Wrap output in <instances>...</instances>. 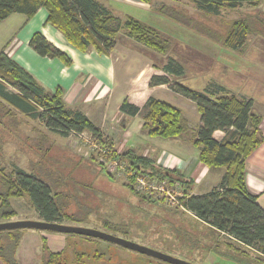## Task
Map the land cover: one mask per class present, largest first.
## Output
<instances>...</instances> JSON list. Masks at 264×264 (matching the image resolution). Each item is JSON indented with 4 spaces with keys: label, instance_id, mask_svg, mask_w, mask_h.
Returning a JSON list of instances; mask_svg holds the SVG:
<instances>
[{
    "label": "trees",
    "instance_id": "obj_1",
    "mask_svg": "<svg viewBox=\"0 0 264 264\" xmlns=\"http://www.w3.org/2000/svg\"><path fill=\"white\" fill-rule=\"evenodd\" d=\"M191 1L199 12L210 15H218L223 7L235 10L244 5L262 6L264 12V0ZM41 8L48 12L47 23L55 27L69 45L82 53L93 49L101 55L110 54L121 31L156 53H169L170 39L167 34L134 17L128 16L122 20L98 0H0V21L14 14L24 15L29 21ZM161 13L166 14V9H162ZM251 31L248 20L234 21L225 43L234 49L241 48ZM29 46L42 57L59 59L67 66L72 64L63 51L39 32L32 36ZM164 71L179 76L183 73V67L170 59ZM162 84H170L174 92L196 103L201 114V126L193 145L199 151V159L209 168H224L226 171L219 186L211 192L182 198L185 210L210 229L223 234L228 250L256 264H264V209L257 197L249 193L245 171L248 158L263 143L260 136L262 118L253 113V100L229 94L216 96L208 91L200 92L179 83L171 84L166 77L154 76L150 82L151 86ZM0 103L32 120L42 121L47 129L63 138L89 133L97 146V158L90 160L102 166L108 178L114 176L107 170L111 161L125 163L127 171L134 173V176L127 175L128 183L124 184L132 196L153 202L133 187L138 177L179 182L185 189L190 188L192 182L176 170L162 168L155 160L132 151L119 154L113 142L105 139L101 129L87 116L66 106L61 87L52 92L47 91L5 50H0ZM120 109L133 117L142 115L143 131L150 137L170 139L187 131L181 111L167 102L150 98L145 107L140 109L125 101ZM216 131L225 132L227 138L218 142L214 138ZM24 197H29L43 221L61 223L64 219L72 220L71 216L64 214L59 195L53 194L47 183L20 168L10 174L0 168V223L9 222L18 216L11 200ZM111 225L106 224L103 229L110 233L112 229L118 230L119 226ZM25 231L0 232V261L3 264H20L16 255ZM41 252L43 264H71L66 251L52 252L45 238L42 239ZM81 257L83 255L77 257L78 264H83L79 261ZM93 258L98 260L99 257Z\"/></svg>",
    "mask_w": 264,
    "mask_h": 264
},
{
    "label": "rangeland",
    "instance_id": "obj_2",
    "mask_svg": "<svg viewBox=\"0 0 264 264\" xmlns=\"http://www.w3.org/2000/svg\"><path fill=\"white\" fill-rule=\"evenodd\" d=\"M170 1L179 5L174 12L171 7L166 9L172 20L162 19L168 18V14L156 13L158 16H149L145 21L169 36L167 56L189 73L184 80L187 85H183L193 90H202L204 85L223 86L238 97L264 103V61L250 59V55L264 56L262 6L244 5L235 10L223 7L218 15H207L201 14L190 0ZM114 5L123 7L121 3ZM24 18L15 14L6 22L0 21V25L3 29H9V25L18 28ZM237 20H248L252 26L242 51L259 46L256 48L261 53L237 54L225 43L231 24ZM124 35L121 31L119 40ZM20 38L23 39L21 35ZM186 47L203 52L216 62V67H209L197 53L185 51ZM201 73L205 74L196 75ZM92 140L89 133L63 138L47 129L42 121L32 120L0 103V168L7 174L20 168L47 183L53 194L59 195L64 214L72 217L61 224L102 231H106L103 229L106 224L119 226L118 230H111L114 235H126L128 240L192 264H256L228 250L223 234L199 224L182 210L165 202H148L132 196L124 186L128 183L125 175L108 178L104 168L90 160L97 158ZM11 204L18 218L42 221L29 197L12 199ZM80 237H69L66 245L71 264H78L80 255L83 264H160L145 255L111 247L107 242ZM94 256L103 259L96 260ZM32 263L41 264L40 260Z\"/></svg>",
    "mask_w": 264,
    "mask_h": 264
},
{
    "label": "crops",
    "instance_id": "obj_3",
    "mask_svg": "<svg viewBox=\"0 0 264 264\" xmlns=\"http://www.w3.org/2000/svg\"><path fill=\"white\" fill-rule=\"evenodd\" d=\"M98 1L122 20L130 16L148 25L145 18L149 16L153 18L152 15L158 16L156 13L165 14L161 13L162 9L171 7L174 12V8L179 7L178 4L170 0ZM120 3L123 6L121 9L115 7L114 4ZM166 14L169 15H167L168 18L162 19L172 20L171 14ZM201 14L205 13L201 12ZM14 15L1 22H6ZM174 16L176 15L174 14ZM47 18V10L41 8L31 20L27 21V18L20 20L21 27L15 28L16 26L9 25V29H3L0 25V50H5L10 58L22 65L47 91L52 92L61 87L64 90L66 106L87 116L101 129L105 139L113 142L114 149L119 154L132 151L137 155L155 160L162 168L176 170L187 181L192 182L189 189L182 186V190L188 196L205 195L219 186L225 175V169L207 167L200 161L199 151L193 145V140L201 126V114L196 103L174 92L170 84L150 85L154 76L166 77L171 81V84H186L184 80L188 77V72L183 69V73L179 76L167 74L164 67L172 57L156 53L125 35L123 39H117L114 50L108 55H101L93 49L82 53L69 45L64 36L47 23ZM150 26L160 30L154 25ZM37 32L63 51L72 60V64L67 66L59 59L38 55L29 46L32 36ZM20 35L23 39L20 38ZM243 47L236 48L234 52L261 53V50L256 48L259 46L245 48L242 51ZM187 48H184L185 51L197 53V57L201 61L208 62L209 67H216V62L203 52ZM252 49H257L258 52ZM255 58L264 61L263 55L260 57L250 55V59L253 61ZM207 73H209L208 70ZM204 86L202 90L198 89L197 91H208L216 96L234 95L223 86ZM150 98L167 102L178 108L182 113L187 131L170 139L150 137L143 131L142 115L133 117L123 113L120 109L125 101L143 109ZM239 98L253 100V113L262 118L260 136L263 143L248 158L245 171L247 189L250 194L257 197L259 205L264 209V103L246 96ZM214 138L221 142L227 138V134L223 131H216ZM184 213L190 215L199 224L208 227L205 223L197 220L192 213ZM18 220L36 219H22L17 216L11 221ZM43 238L47 240L49 249L54 253L65 251L66 245L71 240L68 235L64 234L26 230L16 255L20 264H33L32 262L35 260H40L43 264L41 252ZM50 244L53 246L52 248ZM0 264L3 263L0 261ZM148 264L153 263L148 262Z\"/></svg>",
    "mask_w": 264,
    "mask_h": 264
},
{
    "label": "water",
    "instance_id": "obj_4",
    "mask_svg": "<svg viewBox=\"0 0 264 264\" xmlns=\"http://www.w3.org/2000/svg\"><path fill=\"white\" fill-rule=\"evenodd\" d=\"M13 230H36L41 232H52L64 235H75L86 238L98 239L108 244H112L129 251H133L149 258L167 263V264H192L158 250L149 248L142 244L135 243L126 238L114 235L112 233L91 228L63 225L57 222L18 220L0 223V232Z\"/></svg>",
    "mask_w": 264,
    "mask_h": 264
},
{
    "label": "built area",
    "instance_id": "obj_5",
    "mask_svg": "<svg viewBox=\"0 0 264 264\" xmlns=\"http://www.w3.org/2000/svg\"><path fill=\"white\" fill-rule=\"evenodd\" d=\"M93 141L94 140L91 141V146H93ZM94 147L97 149L96 144ZM101 162L105 163L106 161L101 160ZM107 170L111 175H114V177L125 175L127 178L128 174L134 176V173H129L127 171L125 163L121 161L109 162ZM133 187L137 192L151 201H163L174 208L187 212L182 204V198H187L188 195L182 190V185L179 182L170 183L168 180H151L148 177H138Z\"/></svg>",
    "mask_w": 264,
    "mask_h": 264
}]
</instances>
